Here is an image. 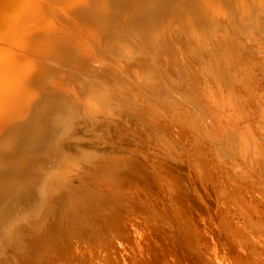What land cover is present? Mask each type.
<instances>
[{
  "label": "bare ground",
  "instance_id": "6f19581e",
  "mask_svg": "<svg viewBox=\"0 0 264 264\" xmlns=\"http://www.w3.org/2000/svg\"><path fill=\"white\" fill-rule=\"evenodd\" d=\"M161 1H111L114 7L111 11L117 17L106 20V24L100 30L102 36H99V39L95 36V40L98 39V43L107 47L102 54L112 63L113 73L118 76L113 73V75L105 76L111 65L101 63L99 58L84 57L80 51L67 44L73 49L71 54H75L70 55L67 50L64 51L62 46H58L60 54L66 55V59L58 63L61 69L67 62L66 60L80 66L83 63L85 65L77 69L76 73L70 69H62L67 72L57 74L59 85L57 84L50 90L40 105L35 108L34 117L30 120L38 122L34 129L28 130L24 127L25 125H20V121L11 125L1 124L3 126L0 127L2 133L0 135V137L2 136L0 138V161H3L4 164L0 169V264H264V183L252 174L245 172L244 166H237L241 172L234 173L232 171L226 174L223 167L214 165L204 152L193 145V141L183 138L182 129L185 123L183 114L179 111L174 112V123L180 124L179 127L182 129H177L174 123H169V125L161 120L155 122L151 117L143 115L141 132L137 133L132 141L122 139V134L115 131L111 138L116 135L121 138V142L117 143L113 150L119 151V154L117 151V154L113 151L106 162L102 164L105 167L113 166L115 170L112 171L111 176L106 174V179L109 180L100 187H90L92 182L89 180L73 179L71 181L65 178V169L68 170L76 164H86L89 158L80 152L68 149V131L59 128V122L64 119L70 127L78 129V138L81 137L79 134L89 132L91 128L92 131L94 130L93 136L99 135L103 131V127L99 120V114L91 112L93 106L96 113L99 111H102V114L111 112V114H118L120 117L128 114L131 110L126 109L130 108L147 112L149 108L154 107L146 108L150 103L151 96L157 94L155 91L165 88L166 93H162V91L161 94L167 95V93L169 94L167 91L172 89L173 95L170 94L174 96L179 89L169 87L174 85L173 82L176 80L174 78L181 76L180 72L183 70L185 78H189V74L193 75L196 72L200 75L205 71V75L193 76V78L200 77L202 79L207 76L211 79L210 81L215 77H219L220 80L222 71L228 72L231 69L230 73H232V68H225L228 64L224 67L223 62L227 61L223 60L221 55L229 54L231 59L233 57L232 61L228 62L231 64L237 55L238 59L240 57L239 54L236 55V48L239 47L242 49L243 56L247 52L244 50V43L242 44L244 36L246 37L244 30L246 27H250L232 26L235 21L226 17L230 16L228 11L238 9L240 17L243 19L247 15L249 6L256 4L257 16L261 19V8L264 6L262 5L264 0H165L167 3L164 6V2ZM69 5L81 9V11L67 10L66 7ZM101 5H104V0H0L1 120L3 114H6V110L13 103L15 107L11 105L14 110L10 111V115L12 116L13 113L14 117H21L19 106L25 98L23 99L22 95L19 96V99L16 97L21 94L19 91L24 82L32 81L31 84L34 87L27 95L29 101L43 89V84L35 79L36 71L52 70L53 66L46 62V56L58 55L57 45L50 46L54 50L49 47V35L51 34L49 18L52 14L58 16L64 13L66 17L71 16L76 22H80L83 35L80 34L79 37L83 38L86 32L84 27H92L95 23L105 21L108 9L101 8ZM185 9H188L189 13ZM129 12L134 13L136 17L128 19L126 14ZM76 14L78 15L76 16ZM202 14L211 18L203 19ZM224 18L227 23L224 22V26H222L220 21L222 23ZM212 20L213 26H211ZM179 22L189 25L190 39L187 46L193 44L214 46V40L224 33L230 34L232 37L236 36L238 42L234 45L236 47L231 46L221 52H216L215 58H211V65L206 68L200 67V74L197 73L198 70L194 71L197 68L193 70L192 65L187 69H181V66L178 65L181 61H177V56L169 55L160 56L164 62L167 60L166 62L169 63L167 66L163 61L161 64L159 57L158 67H151L148 61H143L140 62L138 69H135V71L138 70L137 73L132 71L129 60L125 57L134 56L139 52L125 34L144 32L148 37L153 38L165 27L163 23L178 24ZM84 23L87 26H82ZM109 23L110 26H108ZM225 24L227 25L225 26ZM127 26L129 27L127 28ZM168 32L173 33L174 31L168 30ZM154 39L149 50L157 45H166L168 53H171L172 49L183 46L179 45L178 40L175 41V44L169 41L168 34L166 41L161 34L155 36ZM220 42L224 43L221 40ZM263 46L261 45V47ZM46 47L49 48L44 49ZM261 47L257 48L259 50L251 49L252 52L248 50L246 53L247 55L251 53V57L246 56L250 59L253 55L252 62L248 60L249 63H253L252 68H248H251L250 70L255 73L260 70V61L263 59H260L259 56L264 52ZM179 52L181 53L180 49ZM180 56L184 57L181 54ZM246 57L244 56L243 59ZM248 61H245V64ZM213 63H219L221 67L218 68V65L215 67L222 70L217 71L220 75L215 70L217 75L214 74L216 75L214 78L212 77L215 69H213ZM245 67L243 66L246 69L244 74L252 75L250 70V72H246L248 70ZM244 69H242V73ZM226 71L225 74H227ZM234 71L236 72V70ZM222 73L224 75V72ZM122 76L126 78V81ZM133 76L135 78L142 77V79L137 77L140 90L138 87H133V84L136 83H134ZM225 76H223L225 79L229 78L230 80L231 77L226 78ZM260 76H262V72ZM127 77H131L133 81L131 82L132 79ZM238 77L240 76H236V78ZM166 79H174L169 82L170 85L172 83V86L167 87ZM225 79L224 81H229ZM238 79L240 80V78ZM150 80H152L151 83ZM181 80L183 81V78ZM100 81L105 83L109 89L101 86ZM224 81L222 80V82ZM231 81L233 80L228 83ZM241 81L239 83L247 85ZM215 82L216 78L214 83L212 81L208 84L215 85ZM222 82L219 84L220 86ZM250 82L252 85V80ZM198 84L201 86V90L209 88L211 90L212 85L211 87L207 85L206 88L205 83L199 82ZM66 85L76 89L77 94L75 95L84 102L85 108L82 107V109L87 107L89 112L86 110L85 114H91L93 120L90 116L83 114V110L80 108L82 102L78 104V101H74L73 96V99L69 97ZM251 85L249 84V86ZM190 87L187 86V89ZM228 87L232 88L230 85ZM228 87L226 86V89ZM220 89L216 88L217 95H219ZM145 91L147 94L151 92L154 94L148 96L149 98L145 95L146 98L143 99ZM141 92H143L142 97L140 96ZM189 93V104L198 102V96L195 98ZM225 95L227 94L225 93ZM117 96L120 97V100L122 99L120 102L124 101L129 108L125 109L124 103L119 102V104ZM207 99L204 103L210 107L211 100L208 97ZM223 100L222 102H224ZM262 100L260 102L264 101ZM239 103L241 104L242 100ZM229 104L231 106V102ZM24 105L28 107L29 102ZM218 106L221 108V104ZM208 107L200 105L201 117L197 125L200 127L209 123L211 128L209 133L213 142L216 140L215 144H219L216 146L215 155H213L217 154L221 162L226 158L227 160L231 159L232 163L238 162L237 157H241L256 167L258 171L264 169V142L260 139L263 137L257 135L252 140L254 154L250 156L249 149L247 150L239 142V135L244 133V128L238 129L233 125L232 120L231 122L226 116L214 112V110L212 114ZM258 113L260 114V112ZM228 116L230 117L229 114ZM85 118L91 120L88 121ZM89 123L92 124L90 127ZM237 123L239 122L237 121ZM254 126L256 127V125ZM262 126L264 127L263 123ZM204 129L207 130L206 128L202 130L204 131ZM259 132L263 134L261 128ZM5 134L9 137H3ZM207 137L209 138V136ZM245 140L247 141V139ZM211 141L212 139L210 143H213ZM12 143L13 147H10ZM111 143L114 145L115 140ZM231 162H229L231 167H235ZM93 169L96 178L91 181L98 180V175L101 174V165L96 164ZM246 180L248 182H245ZM77 181L79 182L77 183ZM69 191L71 194H68ZM21 203H24L25 206L20 205ZM63 233L68 234L66 238ZM34 237L41 240L39 245H35L36 252L32 246L33 253L30 251L31 255L26 253H23L22 256L21 253L15 255L17 249L21 246L27 247L31 238Z\"/></svg>",
  "mask_w": 264,
  "mask_h": 264
},
{
  "label": "rangeland",
  "instance_id": "374dc122",
  "mask_svg": "<svg viewBox=\"0 0 264 264\" xmlns=\"http://www.w3.org/2000/svg\"><path fill=\"white\" fill-rule=\"evenodd\" d=\"M111 1L112 0H104V5H101V8L104 7V8L108 9V11H107L108 14H107V17H106L105 21L95 23L94 26H92V27H84L83 29L86 32H85V36L83 38L79 37V36L83 35V34H81L82 28L80 27L81 26L80 22H76V20L74 18H72L71 16L66 17V15L64 13H61L58 16H55V14H52V16L49 18L50 22H51V25L49 26V30L51 32V34L49 35V41H50L49 47L52 44L57 45V49L56 50L58 52V55L57 56H55V55H53V56L52 55H50V56L44 55V56H46V59H45L46 62L50 63V65L53 66L52 70H46L45 69V70H43L44 72L42 70L40 72L36 71L35 79H37V81L39 83L41 82L40 84H43V89L40 91V93L37 92L39 94L38 95L36 94V96H34V98L32 100H30V101L27 99V95H28L29 91L34 88V87H32V84H31L32 81L30 83L29 82H24L23 83V86L20 88V91H19L21 94H19L18 97H16V98L19 99V96L22 95L23 99L25 98L23 100V103H21L20 106H19L20 107L19 114H22V115H21L20 118H16V117L13 116L14 114L12 113V116H11L10 115L11 114L10 111L13 112V110H14L13 107H15V106H13L14 103L11 104L13 107H11V105H10L8 107V110H6V112H5L6 114H3L4 118L2 117V120L0 118V127L1 128H2V126L4 124L11 125V124H14L15 122L17 124L20 121V125H25L24 127H26L28 130L34 129L37 126L38 122H36L35 120H32V122H31L30 120L34 117L33 115H34L35 108H37L40 105L41 101H43L45 95L47 93H49L50 90H52L57 84L59 85L58 79L56 78L57 74H59L61 72H64V73L67 72L66 70H62V69H70V70L73 71V73H76L77 69H79V68L83 67V65H85V63H83V65L80 66L79 64H75L73 62H70V61L66 60L67 62L65 64H63L64 66L61 69V66L58 63L62 62V60H65L66 59V57H65L66 55L63 56V55L60 54V50L58 49V46H62L64 51L67 50L68 54H70V55H75V54H71L73 52V49H71L68 45H70L71 47H73L76 50L80 51V53H82V55H84V57H97V58L100 59L101 63H106V64H109V65L112 64L108 60V58L104 54H102L103 51L106 50L107 47H104L103 45L98 43V39L102 36V35H100L102 33V31H100V30L106 24L105 23L106 20H109L111 18L117 17L116 14L111 11V9L114 8ZM105 2H109V3L106 4ZM161 2H164L163 6L167 3L165 0H162ZM262 5H264V3ZM163 6H162V8H163ZM263 7L261 8L262 9V13H261L262 18L261 19H260L259 16H257L256 4H251L249 6V9L247 11V15L243 19L240 17V11L238 9L236 11H232V10L228 11L230 16H226V17H230L231 19H233L235 21V23L232 26H245V27L246 26H250L249 28L248 27L245 28L246 30H244V32L246 33V37L247 38L244 36V40H243L244 42L242 41V44L244 43L243 44V47L245 48L244 50H247L246 53H248V50L251 51V52H252V50H254V51L255 50H259L257 48H260L261 45H264V43H263V41H264V9H263ZM66 9L67 10L75 9V11L79 10V12L81 11V9H76V8L70 6V5L67 6ZM185 11H187L189 13L188 9H185ZM77 15L78 14H76V16ZM126 15H127L128 19H131V17L132 18L136 17V15L134 13H131V12L127 13ZM202 17H203V19L211 18L210 16H208L206 14H202ZM226 21L227 20L224 18V20H222V23L220 21V24L222 25L224 22L227 23ZM226 25L227 24H225V26ZM82 26H87V25L84 23ZM108 26H110V23L108 24ZM163 26H165V27L162 30H160L159 32H157L155 36L161 34V35L164 36L165 41H166V35L168 34V40L169 41H171L172 43L175 44L176 43L175 41L178 40L177 42L180 43L179 45L182 44L184 46V48L181 45L182 47L179 46V47H177L178 49L174 48V49L171 50V53H168L166 45H157L154 48H152L151 50H149V46L151 45V43H153L155 41V39H154L155 36L153 38H150L144 32L137 33V34L136 33H134V34L133 33L125 34V35L128 36L129 40L136 46V48H137V50L139 52L138 54H136L134 56L125 57L126 59L129 60V64H130V67H131L132 71H135V69H138L137 67L139 66L140 62H143V61H148L149 62V66H151V67H158V58L160 56H163V55L177 56V61H181V63L178 64L179 66H181V69L182 68L183 69H187L188 67H190L192 65L193 66L192 67L193 70H194V68H197L194 71H197V70L201 71L200 67L206 68L209 65H211V58H213V59L215 58L216 52H221L222 50L228 49L229 47L236 45L235 43L238 42V38L236 36L232 37L230 34H225L224 33L221 37L216 38L214 40L215 41V45L214 46L213 45L212 46H200L198 44H193L192 46H187L186 44H187L188 40L190 39V34H189V29H188L189 25L188 24H183V23H180V22L178 24H165V23H163ZM211 26H213V20L211 21ZM222 26H224V24ZM252 26H253V28H252ZM128 27L129 26H127V28ZM168 30H172L174 32L170 33V32H168ZM175 32H177V33H175ZM245 33H244V35H245ZM169 34H170V36H169ZM95 36L98 38L97 40H95L96 39ZM178 37H180V38L177 39ZM220 40L224 41V43L220 42ZM251 45H253V46H251ZM240 46H242V45H240ZM49 47H46L44 49H48ZM234 47H236V46H234ZM50 49L54 50L53 47H50ZM179 49H180L181 53L179 52ZM261 49L264 50V46L261 47ZM246 53L242 56V49L241 48L239 49V47H237L236 48V55L239 54L240 57H239V59L237 57L238 55L235 57V59H234L235 62L233 61L234 63L233 62L231 63L233 65L228 63L229 60H230V62L232 61L233 57L231 59L229 54L221 55V58L223 60L227 61V62H223L224 63V67L227 66V64H228L229 67L227 66L225 68H227V69L228 68H232V73H230L231 69H229L230 71H228V72L225 70L226 73H227V74H225V71H222L221 69L220 70L218 69V68L221 67L219 65V63L218 64L213 63V69L215 68L214 71H213L214 72L213 76H212L213 78H214V76L217 75L216 72L218 70H219V72L220 71L224 72V75L221 72V75H222V76H220V80L221 81L219 80V77L218 78L215 77L216 78L215 85L214 84L212 85L211 83L208 84L209 82H212V81L214 83L215 78L212 81H210L211 79H209L207 76H206V78H202V79L200 77L193 78V76H203V75H205L206 74L205 71H203L202 74H200L201 73L200 71L197 72L200 75L196 74V72L193 75L189 74V76H190L189 78H191V79H189V78H185L184 77V70H183V71L180 72L181 76L177 77L178 79L174 78L176 80L180 79L179 80L180 82L178 81L179 84H178V82H176V80L173 79L174 80L173 84L175 85V82H176V85L172 86V83L170 85L169 82L173 81V80L166 79V85H168L167 87L172 86V87H169V88L179 89L178 91L175 92L174 96H171L172 89H169L167 91V88H166V91L169 92V94L167 93L168 96L166 94H161L162 91H163L162 93H166L164 91L165 88H163V90H160V91L159 90L155 91V93H157V94H154L152 92L147 94L146 91L144 92L145 94L143 92H141L140 96L142 97L141 94L143 93V95H144L143 99L148 97V96L150 97L151 94L155 95V96H151L150 101H149L150 103L147 105L146 108H149L150 106H154V107L149 108L147 112H141V109L135 110L137 108L126 109V108H129V106L127 105V103H124V101H123V103L126 105V106H124L125 109L126 110H131V111L128 112V114L126 113L122 117H120L118 114H114V113L111 114V112L102 114V111H99V112L96 113L95 112V108L93 106L91 112L95 113V114H99V120H100V123H101V125L103 127V131L99 135L93 136L92 133H93L94 130L92 131V128H91L89 132L86 131V133L79 134V135H81V137L78 138V129L70 127L67 124V122L63 119L58 124H59V128H61L62 130L68 131V133H67V137L69 138V141L67 142L68 149L70 151L80 152L81 154H83L84 156H87L89 158V161L86 164H78V165L76 164V165H72L71 168H69L68 170L65 169L64 170L65 178L67 180H71V181L73 179H79V181L80 180H82V181L83 180L84 181L85 180H89L90 182H92V184L89 185L90 187H92V188L100 187L102 184H104L105 181L109 180V179H106V177H107L106 174H109L111 176L112 171L115 170V167H113V166L105 167V166L102 165V164H104L106 162V160L108 159L110 154L114 151L113 147L117 143L121 142V138L117 137L116 135H114V137L111 138V136H113L115 131L116 132L119 131L120 134H122V139H128V140L132 141L134 136H136L137 133L141 132V127H142L143 121H144L143 115H147V116L151 117L152 119L155 120V122H158V121L161 120V122H167L169 124V123H174V119H175L174 118L175 117L174 112L175 111H179L184 116H186V117H184L181 114L182 117L184 118L183 119L184 123L188 124L187 125L188 129H187V126L185 124H183L184 128L182 129L181 127H179L180 124L174 123L176 125V128L177 129H182L183 138H185L186 140H189V141H193L192 142L193 145H195L196 148H198L200 151L204 152L206 154V156H208V158L210 160H212L214 165L223 167L226 170V174L229 173V172H232V171L234 173L241 172V170L238 169L237 166H239V165L240 166H244L245 172H247L249 174H252L255 178H257L258 180H260L261 182L264 183V169L263 168L261 169L262 171L261 170L258 171V169L256 167H254L250 163H247L241 157H237L238 160H239L238 162H236V163L233 162L232 163L230 161L231 159H228L229 160L228 161L225 158V160H222V162H221V160L218 158L217 154H216V156H214L216 151H217V147L216 146L219 145V144H217V145L215 144V143H217L216 140H215V142H213V138H212L211 134L209 133L211 131V128L208 125L209 123H205V125H201L202 127L201 126L198 127V125H197V122H198V120L201 117V114L199 113L200 112V105L202 104V105L208 107V105L204 103L205 99L208 100L207 99V97H208L211 100V101L209 100L210 102L208 101L209 104L211 103L210 107H208V109L211 110L210 111L211 113L214 110V112H217L219 114H223L224 116L227 117L228 120L229 119H230V121L232 120L233 121V125L236 126L238 129H243L244 128V130H243L244 133L240 134L242 136L239 135V137H240L239 142H240L241 145L245 146L247 148V150L249 149L248 152H249L250 156H252V154H254V149H253V145H252L254 143H253L252 140L256 138L255 136H257V135L259 137L262 136L263 138H260V139H262V141L264 142V136H263L264 135V129H263L264 127L262 126V123L264 124V121H263L264 120V116H263L264 115L263 114L264 113V106H263L264 105V101H263L264 100V81H263V79H264L263 78L264 77V74H263L264 73V69H263L264 68L263 67L264 66V63H263L264 62V60H263L264 59V52H262V53L260 52L261 53V55H259L260 59L261 58H263V59L260 61L261 62V65L259 66L260 70L257 73H255L254 71L250 70L252 68V64L253 63H249V61L252 62L253 55H252V58L250 59V57H251L250 54L251 53L249 52L250 54H248V55ZM180 54L184 55V57L180 56ZM244 56L245 57L246 56H250V57H248V58L246 57L245 59H247V60H245V59H243ZM160 58H161V60H159V61L160 62L163 61V58L162 57H160ZM236 58H237L238 61L239 60L240 61L238 62L236 60ZM164 59L166 60V58H164ZM166 61L165 62L163 61V62L166 63V66H167L168 62H166ZM243 61H244V63H243ZM245 61H248L247 62L248 64L247 63L245 64ZM163 62H161V64ZM236 62L239 63V64H237ZM225 63H226V65H225ZM235 64H237V65H235ZM168 65H169V63H168ZM217 65H218V68H216ZM230 65H231V67H230ZM246 65H248V66L245 67ZM164 66H165V64H164ZM239 66H241L242 68L239 67ZM243 66L245 68H247L248 71H246V72H250L251 71L250 74H252V75H249V73L248 74L247 73L244 74L246 69H244ZM248 67H251V68H248ZM237 68H238V70H237ZM242 69H244L243 73H242ZM215 70H216V72H215ZM234 70H236V72ZM136 71H138V70H136ZM233 71H234L235 74L233 73ZM219 72H217L218 75H220ZM261 72H262V76H260ZM112 73H113V66L111 65V67L108 68V73H105V76L108 75V74L111 75ZM113 74L115 76H118L115 73H113ZM214 74H216V75H214ZM237 74L240 76V77H238V78H240V80L238 78H236V76H238ZM255 74L257 75L256 76L257 78L255 76H253ZM225 75H229L227 77H231L230 80H233V81H231V82H233L232 84H230L231 82L228 83L230 80ZM231 75H233L234 77H232ZM248 75H249V77L250 76L251 77L249 78ZM223 76H225L227 79H225ZM137 77L136 78L134 76L132 77V78H134V83L136 82L135 85L132 83L133 87H138L140 85V83L138 81V78L142 79V77H138V78ZM242 77H243V80H242ZM259 77H261V78H259ZM122 78L124 79V81H126L125 77L122 76ZM127 78H131V77H127ZM182 78H183V81L181 80ZM207 78H208L209 81L206 80ZM233 78H236V79H233ZM247 78H248V81H247ZM252 78H254V79H252ZM196 79H198V80H196ZM224 79L225 80H229V81L228 82L224 81ZM244 79H246V80H244ZM249 79L252 80V85H251V82H250ZM222 80L224 82H222ZM241 80L243 81V84H247L248 86L246 85L247 86L246 87L245 85H242V83H239ZM132 81H133V79L131 80V82ZM151 81L152 80H150V83H151ZM207 81H208V83H207ZM245 81H247V83H245ZM199 82H201L202 84L205 83L206 88H207V85L208 86L210 85L209 87H211V85H212L211 90H209L210 88L206 89V90H204V89L201 90L200 89L201 86L198 84ZM221 82H222L221 86L222 87L224 86L223 89L219 85ZM225 82L228 83V84H226ZM236 82H237V85H236ZM216 83H218V84H216ZM223 83H225L226 85L223 84ZM248 83L251 86H249ZM193 84H194V86H193ZM100 85L103 86V87H106L105 83H103L101 81H100ZM166 85L164 87H166ZM217 85H219V86H217ZM229 85H230V87H232L234 89H232V88L230 89L228 87ZM187 86H189V87L192 86V87H190L189 88L190 90H189V89H187ZM215 86H217L216 88H218V89L221 88L219 90L220 92H221V90H223L222 91L223 94L221 93V95L223 96L224 100L222 99V96L220 95V92H219V95H217L218 93L215 92V90H216ZM226 86L228 87L227 88L228 89L227 92H226V90H227ZM66 87H67V85L65 86V88ZM237 87H238V89H237ZM106 88L109 89V87H106ZM249 88H251V89L249 90ZM252 88H253V90H252ZM66 89H68L67 92H68L69 97L71 99H73V97H74L75 98L74 101H76V102L78 101L77 103L81 104L80 102H82V100L75 95V94H77L76 89L74 87H67ZM138 89L140 90V87H138ZM231 90H233L231 92L232 95L229 92ZM243 90L246 91V92H244ZM209 91H211L212 93H210ZM247 91H249V92L247 93ZM41 92H42V94H41ZM214 92H215V94H214ZM259 92H260V94H259ZM188 93L191 96H194L195 98H197V96H198V98H197L198 102H196L194 104H189ZM208 93L211 94V96H209ZM225 93L227 95H225ZM234 94L237 95V96H235ZM108 95H110V94H108ZM145 95H147V96L145 97ZM164 95H166V96H164ZM205 95H207V96H205ZM229 95H231V96L228 97ZM259 95L262 96V97H260ZM218 96H220V97L217 98ZM253 96H254V98H252ZM211 97H212V99H211ZM215 98H217V99H215ZM226 98L227 99L229 98L228 101H227ZM234 98H236V99H234ZM259 98L261 100L263 99L262 100L263 102H260L261 100ZM18 99H16V100H18ZM118 99L117 100H118V103H119L122 99L120 100V97H118ZM213 99H215V100H213ZM218 99L221 100V103H219ZM201 100H203V101H201ZM222 100L224 102H222ZM241 100H242V103L240 104L239 101L241 102ZM243 100H246V101L244 102ZM226 101H227V104H226ZM26 102H29V106H28L29 108L25 107L24 103H26ZM217 102H218V105L221 104V108H220V106L217 105ZM228 102L229 103L231 102V106L233 105L234 107L232 108ZM118 103H116V104H118ZM123 103H121V104H123ZM223 103H224V106H222ZM236 103H238V104H236ZM83 104H84V102H82V104L80 105L81 109H82V107L85 108ZM119 106L121 107V105H119ZM122 107H123V105H122ZM222 107L225 108V109L227 107H229V108H227L225 110ZM230 107H231V109H230ZM238 107L241 108L242 111L239 110ZM248 107L251 110L247 109ZM87 109H88L87 107H86V109H82L83 110L82 112H83V114L85 116L87 115V114H85L88 111ZM216 109L220 110V112H218V110H216ZM233 111H234V113H233ZM172 112H173V114H172ZM239 112H240V114H238ZM258 112H260V114ZM228 114L230 115V117L228 116ZM243 114H244V116H242ZM246 114L248 116L249 115L250 116L248 117ZM251 114H253V115H251ZM8 115H10V116L8 117ZM90 115H87V116H90ZM236 117H238V118L236 119ZM87 118H85V119L88 120ZM234 119H235V121H234ZM89 120H91V119H89ZM92 120H93V118H92ZM241 120H243V121H241ZM256 120H258L257 121L258 123L256 122ZM3 121H5V122H3ZM237 121L239 123H237ZM249 123H251V124H249ZM1 124H3V125H1ZM91 125L92 124L89 123V127ZM254 125H256V127ZM259 125H261V126H259ZM185 126H186V128H185ZM191 126H193V127H191ZM190 127L193 128V129H191ZM1 128H0V130H1ZM203 128H206L207 130L204 129V131H203L202 130ZM248 128H250V129H248ZM260 128H261V132L263 130V132H262L263 134H260V132H259ZM246 130H247V132H246ZM194 132H197V133H194ZM204 132L205 133L208 132L207 136H209V138L210 137L211 138L209 139L207 136H205L206 134ZM243 134H245V136H243ZM0 135H2L1 132H0ZM5 136L9 137V135H6V134L3 135V137H5ZM87 136H88V139H87ZM194 137L195 138L197 137L199 139H197V138L195 139ZM0 138H2V136ZM211 139H212L211 142H213L214 144L210 143ZM245 139H247V141ZM114 140H115V143H114V145H112L111 142H113ZM243 141H246V142H243ZM133 143L136 144L135 142H133ZM204 145H207V146H204ZM212 146H215L216 148L212 147ZM10 147H13V143L10 145ZM23 148H26V147H23ZM116 151H114L115 154H117ZM209 151H211L212 153L209 152ZM117 152L119 154V151H117ZM229 162H231L235 167H231V164ZM3 164H4V162L0 161V169L3 168ZM96 164L101 165V171H100L101 174L98 175V177H99L98 180L91 181V180L96 178V176L94 174V169H93V166L96 165ZM91 169H92V171H91ZM242 171H243V169H242ZM82 174H83V176H82ZM79 181H77V183ZM245 182H248V180H246ZM76 193H78V192H76ZM68 194H71V192L69 191ZM20 205L25 206L24 203L23 204L21 203ZM63 234H64V238H66L67 235H68L67 233H63ZM36 238H38V237L31 238V240L29 242V245L27 247L24 248V246H21L19 249H17L16 252H15V255H19L20 253H21L20 254L21 256H22L23 253L31 255V253H33V251L31 250L32 246L34 247V251H35V249H36L35 245H39L40 242H41V240H38ZM13 251H15V250H13ZM30 251H31V253H30ZM22 259H23V257H22Z\"/></svg>",
  "mask_w": 264,
  "mask_h": 264
}]
</instances>
